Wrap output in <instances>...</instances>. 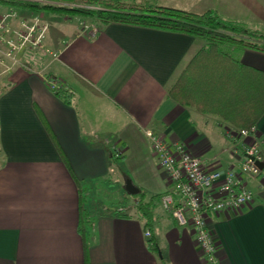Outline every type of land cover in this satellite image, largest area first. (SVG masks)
Returning <instances> with one entry per match:
<instances>
[{
    "label": "crops",
    "instance_id": "obj_1",
    "mask_svg": "<svg viewBox=\"0 0 264 264\" xmlns=\"http://www.w3.org/2000/svg\"><path fill=\"white\" fill-rule=\"evenodd\" d=\"M155 2L194 12L214 9L250 27L264 25V0ZM8 9L16 12L14 27L21 20H39L47 46L59 57L51 63L38 59L46 71L33 63L0 69L6 86L0 95L5 160L0 166V264H162L145 235V219L123 216L141 191L145 200L158 195L151 234L167 264H205L193 228L179 225L161 205V196L173 185L145 129L161 132L171 144H185L205 160L208 171L228 168L242 157L227 136L231 123L168 94L206 42L183 32L120 22L98 24L93 36L79 28L80 16L0 6V12ZM222 49L264 71V53L234 43ZM50 77L68 89L70 103L50 88ZM256 127L264 142V113ZM113 168L124 178L118 194L109 193ZM128 177L138 194L125 190ZM78 181L91 219L88 242L79 232ZM244 183L255 192L254 203L208 219L224 264H264V177L246 176ZM96 191L103 194L105 207L92 203Z\"/></svg>",
    "mask_w": 264,
    "mask_h": 264
},
{
    "label": "trees",
    "instance_id": "obj_2",
    "mask_svg": "<svg viewBox=\"0 0 264 264\" xmlns=\"http://www.w3.org/2000/svg\"><path fill=\"white\" fill-rule=\"evenodd\" d=\"M53 1L65 5H88L94 8L56 4L38 5L14 0H0V5L29 8L35 11L47 10L61 15L80 14L103 26L120 22L198 36L205 40L206 45L196 53L169 88V97L200 112L218 115L237 128L255 127L264 113V71L242 64L222 49V44L234 43L264 53V31L251 28L238 20L224 18L214 9L195 13L186 9L159 5L156 2L135 0ZM5 89V85L0 88V95ZM53 91L67 103L71 102L68 89L59 86ZM0 150L4 154L2 146ZM4 161L3 155L0 166ZM78 185L81 191L79 232L88 242L93 236L90 228H87L91 219L84 204L82 184L79 181ZM136 198L137 203L133 205L134 213L124 212L123 216L136 215L144 218L145 227L153 231L158 195L153 199L145 200L144 192L141 191ZM149 244L151 249L159 254L162 264H167L164 250L155 234H151ZM86 264H90L88 260Z\"/></svg>",
    "mask_w": 264,
    "mask_h": 264
},
{
    "label": "built area",
    "instance_id": "obj_3",
    "mask_svg": "<svg viewBox=\"0 0 264 264\" xmlns=\"http://www.w3.org/2000/svg\"><path fill=\"white\" fill-rule=\"evenodd\" d=\"M30 4L48 5L59 4L53 0H14ZM14 12L13 14H15ZM8 15L0 21V62L5 60L17 63L22 62V52L28 48H43L45 30L38 23H21L13 33L7 24ZM96 26L90 28L93 34ZM51 55L53 60L58 59L55 51L42 49L31 53L26 63L37 65V58ZM30 65V69L34 66ZM36 68V67H35ZM48 84L51 89L61 86L57 78L50 77ZM145 135L150 140L153 152L159 165L170 176L172 189L160 198L162 207L169 211L181 226H189L194 230V240L201 252L205 264H224L218 255V244L209 227L208 219L214 213L226 210L240 209L254 203L256 197L253 189L246 186L244 177H264V167L260 168L256 162L264 163V142L257 131L238 128L227 136L241 158L228 168L208 171L206 162L198 155L191 153L183 143H169L164 135L151 128L145 129ZM146 236L151 231L146 230Z\"/></svg>",
    "mask_w": 264,
    "mask_h": 264
},
{
    "label": "rangeland",
    "instance_id": "obj_4",
    "mask_svg": "<svg viewBox=\"0 0 264 264\" xmlns=\"http://www.w3.org/2000/svg\"><path fill=\"white\" fill-rule=\"evenodd\" d=\"M135 1H137V2H151V3H155V1L156 0H135ZM159 3V2H158ZM57 5H59V4H57ZM62 5H64V6H68V7H84V8H94L93 6H88V5H81V4H79V5H74V4H69V5H65V4H62ZM0 6H3V5H0ZM8 7H16V6H8ZM169 7V6H168ZM16 8H19V7H16ZM22 8V7H21ZM31 10V9H30ZM209 10V9H208ZM48 12L47 10H39V11H35V10H32V12H35V13H41V12ZM15 11L14 10H12V9H8L7 11H4V12H0V21H2V18L5 16V15H8V19H7V21H5V22H7V24H8V26H9V28H10V31L13 33L15 30H17L19 27H20V25H21V23H25V24H28V23H32V21L33 22H35V23H38L39 25H40V27H42V28H44V30H45V27L41 24V22L39 21V20H30V21H25V20H21L19 23H18V25H16L15 27L12 25V17H15L16 16V13L15 14H13ZM50 12V11H49ZM194 12V11H193ZM205 12V11H204ZM195 13H203V12H195ZM71 16V15H70ZM75 16V15H74ZM76 16H80V19H79V21H81V23L79 24V28H81V29H87L88 30V32L90 31V28H92V26H96L97 27V30L95 31V33H93L92 35L94 36L98 31H99V27H98V24L95 22V21H93L91 18H88V17H85V16H83V15H76ZM89 19V20H88ZM92 20V21H91ZM43 23V22H42ZM90 23V24H89ZM251 25V24H250ZM254 29H260V30H262L263 29V31H264V25H251ZM88 27V28H87ZM250 27V26H249ZM251 27V28H252ZM0 33H1V30H0ZM45 36H46V32H45ZM204 40V39H203ZM205 41V40H204ZM42 49H44V50H46V52L48 51V50H50V48L47 46V44H46V42H45V38L43 39V48H39V47H37V48H28V49H26L25 50V52L23 51L22 52V54H23V57L21 58V60H22V62H17L18 64H22L23 62H25L26 61V59H28L29 58V55L31 54V53H34V52H38V51H40V50H42ZM50 51H53V50H50ZM1 52V51H0ZM57 54H58V57H59V52H57V51H55ZM1 54V53H0ZM57 57V58H58ZM40 58H42V57H40ZM44 58H46L47 60H46V62H53V61H55V60H53V57L51 56V55H49V54H47V55H45L44 56ZM39 58H37V60H38ZM49 59V60H48ZM57 60V59H56ZM46 62H45V64H46ZM17 63H13V62H10V60H5V62L4 63H2V62H0V69L2 70L3 68H6L8 65H10V64H17ZM38 63V62H37ZM44 64V65H45ZM35 69H43V71H46V69L45 68H43V66L40 64V66L37 64L36 65V68ZM42 71V70H41ZM4 80V76L2 77V75L0 76V88H2L4 85H5V82L3 81ZM235 129H238L237 127H235V126H233V125H230L228 128H227V130H226V132H228V134L231 132V131H233V130H235ZM240 129V128H239ZM0 148H1V144H0ZM3 153L1 152V150H0V163H1V161L3 160ZM118 155H120V153H118ZM115 167V166H114ZM164 170V169H163ZM119 172H118V169H116V168H113V173H112V177H111V181H112V183H110V184H108L109 185V193L112 191V193L114 194V193H116V194H118L119 192H123V183L121 182L122 181V179H124L120 174H118ZM121 189V190H120ZM92 203H94L95 205H96V207L98 208V207H105L106 206V204H104L103 203V194L102 193H100V191H96L95 192V195L93 196V198H92ZM108 201H109V199H108ZM132 203H133V201L132 200H130ZM103 204H102V203ZM105 203H106V201H104ZM137 203V202H136ZM110 204H111V202H110ZM112 208H113V210H114V207L112 206ZM108 209V208H107ZM110 209V208H109ZM124 211H127V212H129V213H134V210H133V208H132V205H129V207H127V209L126 210H124Z\"/></svg>",
    "mask_w": 264,
    "mask_h": 264
},
{
    "label": "water",
    "instance_id": "obj_5",
    "mask_svg": "<svg viewBox=\"0 0 264 264\" xmlns=\"http://www.w3.org/2000/svg\"><path fill=\"white\" fill-rule=\"evenodd\" d=\"M256 164L260 167L263 168L264 167V163L263 162H259L257 161ZM125 190L130 194V195H136L140 192L139 187H137L133 180L128 177L125 181V185H124Z\"/></svg>",
    "mask_w": 264,
    "mask_h": 264
}]
</instances>
